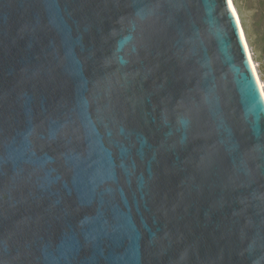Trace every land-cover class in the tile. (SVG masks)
I'll return each mask as SVG.
<instances>
[{
  "label": "water",
  "instance_id": "1",
  "mask_svg": "<svg viewBox=\"0 0 264 264\" xmlns=\"http://www.w3.org/2000/svg\"><path fill=\"white\" fill-rule=\"evenodd\" d=\"M233 0H0V264H264V91Z\"/></svg>",
  "mask_w": 264,
  "mask_h": 264
},
{
  "label": "trees",
  "instance_id": "2",
  "mask_svg": "<svg viewBox=\"0 0 264 264\" xmlns=\"http://www.w3.org/2000/svg\"><path fill=\"white\" fill-rule=\"evenodd\" d=\"M238 15L241 17V25L252 49L255 48V53L264 51V0H233ZM249 3L255 4L256 16L255 22L252 23L246 20L242 14V7H248ZM263 11H262V9ZM257 60V58H256ZM261 76L264 77V69L262 65L259 67Z\"/></svg>",
  "mask_w": 264,
  "mask_h": 264
},
{
  "label": "rangeland",
  "instance_id": "3",
  "mask_svg": "<svg viewBox=\"0 0 264 264\" xmlns=\"http://www.w3.org/2000/svg\"><path fill=\"white\" fill-rule=\"evenodd\" d=\"M256 6L255 4L252 5V3H249L248 7H246L245 5H243L242 7V14H243V17L248 20L249 22H255V16H256V9L255 7ZM262 9V8H261ZM263 11V9H262ZM237 13H239L237 11ZM240 15V14H239ZM238 15V16H239ZM239 18L241 19V17L239 16ZM246 37V35H245ZM247 40V38H246ZM247 43H248V46H249V49H250V52H251V55H252V58H253V61L255 63V67H256V70H257V74L259 76V79L261 81V83L264 85V77L261 76V73L259 72V67L262 65L263 69H264V51L263 52H258V53H255V48L252 49L251 46L249 45V42L247 40ZM257 58V60H256ZM264 90V88H263Z\"/></svg>",
  "mask_w": 264,
  "mask_h": 264
},
{
  "label": "bare ground",
  "instance_id": "4",
  "mask_svg": "<svg viewBox=\"0 0 264 264\" xmlns=\"http://www.w3.org/2000/svg\"><path fill=\"white\" fill-rule=\"evenodd\" d=\"M244 31V30H243ZM255 64V63H254ZM260 80V79H259ZM260 83H261V81H260ZM261 85H263L262 83H261ZM263 89V88H262ZM264 91V90H263Z\"/></svg>",
  "mask_w": 264,
  "mask_h": 264
},
{
  "label": "snow or ice",
  "instance_id": "5",
  "mask_svg": "<svg viewBox=\"0 0 264 264\" xmlns=\"http://www.w3.org/2000/svg\"><path fill=\"white\" fill-rule=\"evenodd\" d=\"M260 87H261V88H264V85H261Z\"/></svg>",
  "mask_w": 264,
  "mask_h": 264
}]
</instances>
